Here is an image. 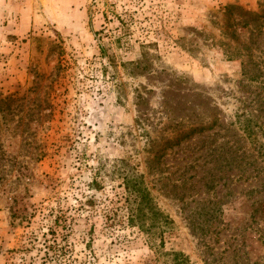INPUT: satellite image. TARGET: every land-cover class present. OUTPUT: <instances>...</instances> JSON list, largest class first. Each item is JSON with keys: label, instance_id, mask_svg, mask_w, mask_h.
I'll return each instance as SVG.
<instances>
[{"label": "rangeland", "instance_id": "374dc122", "mask_svg": "<svg viewBox=\"0 0 264 264\" xmlns=\"http://www.w3.org/2000/svg\"><path fill=\"white\" fill-rule=\"evenodd\" d=\"M248 60L264 87V0H0V264H264V172L217 153ZM131 173L170 219L155 239Z\"/></svg>", "mask_w": 264, "mask_h": 264}, {"label": "trees", "instance_id": "16d2710c", "mask_svg": "<svg viewBox=\"0 0 264 264\" xmlns=\"http://www.w3.org/2000/svg\"><path fill=\"white\" fill-rule=\"evenodd\" d=\"M231 9V7H228L226 11L229 13ZM242 15H246V13ZM244 50L248 52L247 46H244ZM144 63L143 61L137 62L134 64V67H144ZM259 74L260 69L253 61L242 62V76L247 81L245 87L248 88L250 94L254 95L248 103L244 102L240 112L235 113L234 122L231 125L236 128L229 130V133L225 134V136L229 137L227 140L229 143L231 142V145L224 144L217 148L220 161L224 160L228 167L234 168L239 174L238 178L245 176L247 180L251 176L257 178L264 172V169L255 167V160H253L257 159L258 156L264 158V143L260 142L257 137L258 133L264 134V95L259 91L260 89H264V87L263 84L255 85ZM139 113L136 122L140 124L141 119L147 121L145 113L142 111H139ZM194 131L196 129H191V132ZM245 139L253 145V151H256L257 156L248 155V150L243 149L241 144L245 142ZM154 161H156L155 156L153 157ZM149 168L154 170L152 166ZM253 173L254 175H252ZM216 180L217 178L212 176L205 185L212 187ZM123 182L127 194L125 201L127 202L128 224L137 226L142 233L146 234L148 239H155L158 230L168 225L170 219L154 206L153 198L144 185L141 175L136 173L124 175ZM260 205H262L261 202Z\"/></svg>", "mask_w": 264, "mask_h": 264}]
</instances>
